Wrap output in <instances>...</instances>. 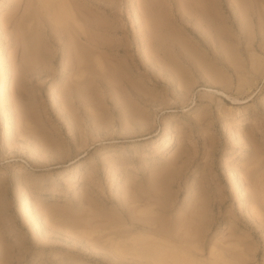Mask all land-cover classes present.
<instances>
[{"label": "rangeland", "instance_id": "1", "mask_svg": "<svg viewBox=\"0 0 264 264\" xmlns=\"http://www.w3.org/2000/svg\"><path fill=\"white\" fill-rule=\"evenodd\" d=\"M43 1L0 0V264H264V0Z\"/></svg>", "mask_w": 264, "mask_h": 264}, {"label": "bare ground", "instance_id": "2", "mask_svg": "<svg viewBox=\"0 0 264 264\" xmlns=\"http://www.w3.org/2000/svg\"><path fill=\"white\" fill-rule=\"evenodd\" d=\"M59 1H60V0H59ZM43 2L45 3V5L48 4V6H49V4H50V6H52L51 4H54L53 2H56V0H44ZM60 8H61V6H60ZM62 8H63V7H62ZM62 8H61V11H60V9H59V11H58L59 13H58V12L56 13L57 16H56V14H55V16L57 17V19L60 20V21H62V20L64 19V17H65V15H64L65 12L63 11ZM60 13L62 14L63 18H61L62 16H61ZM58 15H60V16H58ZM58 30H59V29H58ZM23 35H24V34H23ZM59 36H60V35H59ZM79 36H80V35H79ZM23 37H25V36H23ZM61 37H63V36H61ZM80 37H81V36H80ZM20 38H21V37H20ZM20 38H18V39H19L20 41H23V42H21V43H20V41H19L20 47H21L22 49H24V47H23L24 44H22V43H25V44H26V42H27V45H28V40L26 41V37H25V39L22 38V40H21ZM63 38H64V37H63ZM72 39H73V41H71V42H72V44L74 43V50H77L76 52L73 51L74 54L72 53V54L74 55V56H73V59H76L75 56H79V57H77V58H80V56H81L82 58H85L86 61H87L88 58H91V57H90V54L93 53V52L95 51V50H94L95 45H94L93 42H92L91 36H90L89 34H88V35L86 34V36H84L85 43L80 42L79 39L77 38V36H74L73 33H72ZM16 40H17V39H16ZM24 40H25V42H24ZM17 41H18V40H17ZM29 41H30V40H29ZM69 42H70V41H69ZM69 42H68V43H69ZM16 44L19 45L18 43H16ZM16 44H15V45H16ZM70 45H71V44H70ZM25 46H26V45H25ZM29 46H31V44H30ZM71 46H72V45H71ZM75 46H77V47H75ZM72 47H73V46H72ZM68 48H69V47H68ZM68 48H67V49H68ZM70 48H71V47H70ZM75 48H77V49H75ZM69 50L71 51L72 48L69 49ZM71 52H72V51H71ZM67 53H68V51H67ZM69 54H71V53H69ZM68 56H69V55H68ZM69 57H71V55H70ZM74 57H75V58H74ZM71 59H72V58H71ZM78 60H79V59H77V61H78ZM90 60H91V59H90ZM90 60L87 61L88 63L84 62L83 60H79V61L82 62V63H83V62L86 63L87 66H88V64H90V63H89ZM70 61H71V60H70ZM73 61H75V60H73ZM73 61H72V63H73ZM74 63L76 64V61H75ZM77 64H78V62H77ZM77 64H76V65H77ZM80 64H81V63H79V65H80ZM71 65H72V64H71ZM76 65H75V66H76ZM75 66L73 65V68H74ZM87 66H86V67H87ZM76 67H78V66H76ZM76 67H75V68H76ZM71 68H72V66H71ZM73 68H72V69H73ZM79 68L81 69V67H78V68H76V69L78 70ZM82 68L84 69L85 66L82 67ZM80 69H79V70H80ZM73 70H75V69H73ZM79 70H78V71H79ZM229 249H230V248H229ZM229 249H228L227 247L223 249V250H224V251H223V252H224V255H225V252H226V253H227V252L229 253V254H227L226 256L230 255V250H229ZM231 250H233V249H231ZM243 250H244V249H243ZM243 250H241V251L243 252ZM244 252H245V251H244ZM232 253L234 254V252H232ZM232 253H231V254H232ZM240 253H241V252H240ZM245 253H246V252H245ZM245 253H244V254H245ZM249 253H250V252H249ZM252 253H253V252H252ZM263 253H264V252H263ZM218 254H219V253H218ZM242 254H243V253H242ZM242 254H241V255H242ZM224 255H223V256H224ZM236 255H237V254H236ZM253 255H254V254H253ZM253 255H251V256H253ZM263 255H264V254H263ZM220 256H221V255H220ZM246 256H247V255H246ZM249 256H250V255H249ZM216 257H217V256H216ZM228 257H229V256H228ZM234 257H235V256H234ZM240 257H242V256H240ZM244 257H245V255H244L242 258L245 259ZM247 257H248V256H247ZM255 257H256V256H255ZM242 258H241V260H242ZM248 258H250V257H248ZM217 259H219V258L217 257ZM228 259H229V260H228ZM230 259H233V258H232V257H231V258H230V257L227 258L228 261H230ZM234 259H235V258H234ZM238 259H240V258H237V260H238ZM251 259H252V258H251ZM251 259H250V260H251ZM246 260H247V262H248L249 259H246ZM253 260H254V259H253ZM214 261H216V260H214ZM218 261H219V260H218ZM218 261H217V262H218ZM228 261H227V262H228ZM212 262H213V261H211V263H212ZM235 262H236V260H235ZM244 262H245V261H244ZM247 262H246V263H247ZM221 263H222V262H221ZM223 263H224V262H223ZM238 263H239V262H238ZM240 263H242V262L240 261ZM214 264H215V263H214ZM224 264H227V263H224ZM231 264H232V263H231ZM242 264H243V263H242ZM244 264H245V263H244ZM254 264H255V263H254Z\"/></svg>", "mask_w": 264, "mask_h": 264}]
</instances>
